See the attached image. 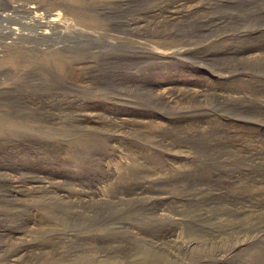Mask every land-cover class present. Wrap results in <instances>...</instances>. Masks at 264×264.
Listing matches in <instances>:
<instances>
[{"label": "rangeland", "instance_id": "obj_1", "mask_svg": "<svg viewBox=\"0 0 264 264\" xmlns=\"http://www.w3.org/2000/svg\"><path fill=\"white\" fill-rule=\"evenodd\" d=\"M79 1L0 0V264H264V0Z\"/></svg>", "mask_w": 264, "mask_h": 264}, {"label": "bare ground", "instance_id": "obj_2", "mask_svg": "<svg viewBox=\"0 0 264 264\" xmlns=\"http://www.w3.org/2000/svg\"><path fill=\"white\" fill-rule=\"evenodd\" d=\"M74 2H80L79 0H73ZM179 1H174L170 3V1L168 2V4H173V5H162L161 7H158L156 10L155 9H152V12H153V15L156 17L157 16V19L154 18V20L157 22V21H164V23L166 22H169L171 20H176L177 19V16L181 13L180 12V9L182 10V13H183V3L184 2H181V3H178ZM165 6V7H164ZM187 11H190L191 14H199V7H192V8H187L186 9ZM151 11V10H150ZM155 11V12H154ZM78 17L81 18L82 21H85L86 23L90 24L91 26H93V28H96L98 25L101 24L100 20L98 18H95L94 16H90V15H87L86 12L84 10H81V9H78ZM76 12V13H77ZM189 13V12H188ZM204 13V12H203ZM55 14V13H54ZM61 14V13H60ZM202 14V13H201ZM184 15V13H183ZM204 15V14H203ZM208 15V14H207ZM181 16V15H180ZM51 17V16H50ZM205 17V16H204ZM209 16H207L208 18ZM200 18V17H199ZM58 19V17H53L51 18L49 21H47L46 23L49 24V25H52L53 22ZM130 22V25L132 28L135 29V27L133 26V24H137L136 27H139L140 26V22H141V18H135L134 20L131 21V19L129 20ZM201 22V20H200ZM162 24V22H161ZM79 25V24H78ZM156 25V24H155ZM143 26V25H142ZM159 26V25H158ZM44 29V28H43ZM46 31V30H45ZM48 32V31H47ZM84 32V31H83ZM90 33V32H89ZM93 35V34H92ZM166 42L169 43V41H166V40H163L162 41V44L165 45ZM84 65V64H83ZM87 68V67H86ZM5 167V166H4ZM4 170V169H3ZM193 241V240H192ZM207 246H209L208 244H204L202 245V252L203 253H207L208 254H216L218 252H221L222 249H220L219 247H215V248H207ZM231 247V246H230ZM189 252V251H188ZM193 252V251H192ZM18 254V249L12 251L11 255H9V259H15L14 257H16V255ZM223 254V253H222ZM201 254H197L195 256V254L193 256H190L191 259H194V258H198ZM188 257V256H187ZM261 260V259H260ZM196 261V260H195ZM199 261V260H198ZM255 262V261H254ZM264 263V261H263ZM76 264V263H75ZM82 264H93L92 262L90 261H84V263L82 262ZM256 264V263H255Z\"/></svg>", "mask_w": 264, "mask_h": 264}]
</instances>
